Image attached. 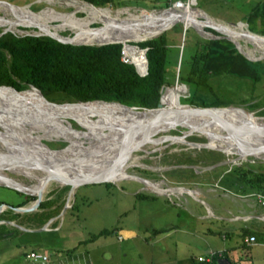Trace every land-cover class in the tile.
Wrapping results in <instances>:
<instances>
[{
    "label": "rangeland",
    "instance_id": "obj_1",
    "mask_svg": "<svg viewBox=\"0 0 264 264\" xmlns=\"http://www.w3.org/2000/svg\"><path fill=\"white\" fill-rule=\"evenodd\" d=\"M154 1L156 0H153V2ZM169 1L170 4L175 1L182 2L185 6L188 4L191 10L192 8H197L202 14L204 13L208 18L213 19L214 22H221L225 25L226 29L231 30L229 33L234 39L239 41L238 46L246 56L251 59H260L263 57V53L254 46L255 43L245 40L247 37L244 36V29L243 27H239L241 24H244V27L247 28L246 22L242 19H244L250 7L258 0ZM81 2L89 4L87 0H0V22L7 24L10 20L6 18H11L15 11H23V9H27V11L33 10V13L37 14V18H48L49 23L57 24L62 22L57 24L60 28L59 32L66 35V37L72 35L71 37L73 39L78 40L82 37L73 34V32L78 34L76 27H73V25L63 19H55L54 17L59 14H67L68 16H63V18L69 22H73V19H75L83 27L88 23L90 27L96 26L92 28L104 29L98 27L100 21L96 20L97 17L86 21L81 19L80 16L85 14L79 6ZM96 6L109 8L111 14H116L119 18L141 15L143 9L146 10V12H159L158 8L164 7L152 4L148 5L150 8H145L136 4H106ZM185 11L186 10L179 12L184 13ZM22 17V15L15 16L12 18V21L14 23H19V20L22 19L26 24H17L11 27L0 25V30L1 28H8L6 30L15 34L34 33V26L36 24L33 23L31 19H23ZM49 18H52V20ZM114 18L116 19V17ZM133 19L134 18H132V20ZM29 21H32L31 25H28V23H30ZM175 22L182 26L181 20L177 19ZM115 23L117 24V22ZM171 23V21L164 23L163 26L167 27L164 30L170 34L171 39H176L174 40L173 46L178 47V50L176 64L173 62L175 66L173 79L168 75V79H172V83L164 84L163 86L173 87L175 83H177V101V98L179 99L180 96L187 94V86L184 83L180 85L182 82L178 81L176 72L178 70V61L181 57V53L185 56L189 46H185L184 50L182 49L189 41L183 29L179 31L171 30ZM198 26L201 25L193 23L186 27L195 30L197 34L202 37H225L230 39L226 35H220L223 33L217 30L219 34L213 33L205 28L209 27L207 25L203 28ZM110 28H112V26ZM191 29H189L188 34L191 38H194L195 34ZM140 30L142 29L127 32L126 34L130 36ZM232 32H235L237 35L235 36ZM260 35L264 36L263 34ZM140 40H144V38L136 40L128 39L126 41L135 44L134 42ZM91 42L95 43L96 41ZM73 43L76 42L74 41ZM135 46L140 47L137 44H135ZM168 57L167 66L171 68V59L173 57L172 50H170ZM217 79L221 80V87L224 90L228 89V82L226 79L224 81L220 78ZM163 90L164 88H162L160 92H163ZM259 92L260 88L257 89V93ZM246 95L247 91L245 85H241L230 98L225 94H220L222 98L229 99L231 103H239L238 98L245 97ZM237 96L239 97L237 98ZM44 103L52 108H68L69 111L92 124L96 122L95 117L99 118L102 115V111H105L107 107L113 106V104H86L81 108H74L63 102H58L62 104ZM177 103L179 102L177 101ZM16 104L18 107L22 106V102L20 101H16ZM23 106H26L28 109L30 107V105ZM249 112L251 113L249 115L257 117H261L264 114H260L253 109L249 110ZM35 114L37 113L35 112ZM57 116L72 126L70 119L73 118L64 116V114H59ZM254 124L264 126L262 122H255ZM27 128H30V126H27ZM31 128L32 133L41 132V130L35 126ZM75 128L85 129L81 126ZM183 129H179L178 133ZM43 132L47 134V136L54 135L47 128H45ZM167 132L178 134L170 132V130ZM61 135L62 134H60V136ZM72 135V133L71 135L63 134V136L67 137ZM197 135L198 136H194L193 139L186 138L193 141H204L201 137L203 136L202 134ZM262 137L264 138V135L261 136V138ZM86 140L87 138L84 137L82 143H85ZM153 146L154 145L145 146L148 151H134V155H139V158L134 161L136 164L128 165L125 169H121L110 176L109 178L113 180V182H111L112 185L104 184L103 182L83 183L74 187V194L71 192L69 199L66 200L69 187L63 188L60 183H52L49 181L50 183L48 182L43 192H41L40 201L47 198H51V201L47 202V204L44 203L38 208V205H36V207L29 211H17L11 207L25 200L26 195L23 191L16 190L8 185L0 184V201L7 205H4L5 207L3 206V210L5 211H1L3 215L0 218V223L12 229L10 234L0 238V264H34V259L26 256L30 248H35V251L44 252L48 258L47 264H190L189 256L204 250V237L209 238L208 236H210L214 241L217 240L214 232H205L206 226H211L212 229H215L213 227H215V223L219 221L217 217L208 214L206 204H211L213 200H219L228 205L232 203V201L222 198V188L219 187V185H214L217 179L216 174L220 172L213 173L211 176H205L204 173L197 174L196 178H189L187 177V172L180 173L181 170L177 169L178 167L185 166V162H183L184 155L181 151L186 150L190 152L191 156L195 157L196 151L192 148L198 149L201 147H190L179 142L162 141L156 144L155 149L149 150ZM3 151H5L3 144L0 143V152ZM102 153L108 154L111 153V151L108 150ZM222 153L225 157L221 160V163L227 166L232 163H241L243 161L251 166H255V164L264 165V153L259 155H246L243 158H238L234 153ZM71 155L74 157L79 156L76 148L72 149ZM10 162L13 163L14 161L10 160ZM192 165L196 170H205L208 168L200 163H194ZM9 166L8 164L7 168L2 167V171L7 173L9 177L18 179L24 184L34 182L35 179L28 176L29 174L27 171L18 170L19 172H14ZM23 167L25 168V166ZM31 170L32 169L29 171ZM33 171L35 174H41V171L37 169ZM138 176H142L144 179L141 180ZM142 184L146 189L141 188ZM63 185L68 186V184ZM178 186L183 188H174ZM214 186L215 188L211 191L210 188ZM139 190L147 192L146 195L148 196L143 195L142 197L137 195ZM152 191L155 194L150 193ZM32 200L33 198H30L22 205L27 206ZM65 202L66 206L63 208L62 205ZM71 204L72 207H70ZM53 205H56L55 208H52ZM49 209L51 212L47 214H51L54 211L57 212L48 217L42 215V218L36 219L40 211L46 214L44 210L49 212ZM11 212H15L16 214L13 215ZM218 212L220 213L219 210ZM40 221H43L41 224L44 227L42 229H36L35 226H41L40 223H37ZM12 222L18 223L25 228H19ZM103 227L111 229L112 231L107 234L93 236L92 239L89 238L91 234L95 235L96 232ZM155 228H158V231H155ZM257 236L261 243L258 244L259 241L256 240L252 246H250L249 252L251 256L247 258V264H264V235L258 233ZM79 239L83 240L77 242ZM71 247H74L72 254L76 253L80 255V262L76 259H64L60 250ZM165 250L169 251L165 252ZM205 253L210 255L211 251L206 250ZM35 261H37L36 264H39L38 260L35 259Z\"/></svg>",
    "mask_w": 264,
    "mask_h": 264
},
{
    "label": "trees",
    "instance_id": "obj_2",
    "mask_svg": "<svg viewBox=\"0 0 264 264\" xmlns=\"http://www.w3.org/2000/svg\"><path fill=\"white\" fill-rule=\"evenodd\" d=\"M87 1L94 6L106 4H136L145 8H150L148 7L150 4L164 7L170 5L169 0H156L157 2H153V0ZM81 3L89 11L109 12V16L101 15L96 19L100 21L98 27L106 30L92 28L88 23L83 27L75 19H73V22H69L63 18V16H68L67 14L55 16V19H63L73 25V27H76L78 34L76 32H73V34L81 36V39L75 40L72 37H64L75 42L107 41L112 39L127 40L132 38H134L133 40L141 39L151 36L156 33L158 29H151L139 36L143 31L159 26L157 24L159 20L165 21L167 17L170 16L169 13L165 12H141V15L119 18L116 14L112 15L111 10L107 7L97 9L86 2ZM79 6L85 13L84 7L81 4H79ZM192 10L201 12L198 9ZM20 15L23 16V19H31L38 23L40 27L35 25L34 33L15 34L9 30L0 32V94H2V96L18 93L14 91L20 90L25 91L24 93L26 94L32 95L31 93H27L26 90L32 91L29 87L34 86L45 99L56 102H70L67 103V105L70 106H79L82 103L78 102L81 101L100 99L105 101H116L137 107H154L159 100L160 88L164 84L172 83L178 47L173 46L174 40L176 39H171L170 34L165 30L159 32L155 36L134 42L140 47H145V57L147 61L146 72L144 74H139L131 62L120 59L121 42L114 41L89 44L73 43L57 39L47 33L56 35L61 34L57 24L62 22L57 24L49 23L48 18H37V14L33 13V10L27 11V9H23V11H15L11 18H6L10 20H7V24L0 22V25L11 27L17 24H26L24 20L21 23H14L12 21L13 17ZM192 15L194 18L191 20V24L198 23L201 25L198 27L203 28L205 25L214 22L212 20L204 21L203 19V21L199 22V18H197L194 13H192ZM80 17L86 21L85 19L88 18V15L84 14ZM114 17H116V19ZM132 18L134 19L132 20ZM49 19L52 20V18ZM242 20L246 22L249 30L264 35V0L256 1ZM32 21H29L30 23H28V25H31ZM146 21L148 23H144ZM214 23H219L226 29L225 25L221 22ZM111 26L114 27L110 28ZM171 27V30L174 31L182 29V26L176 22H174ZM213 27L220 32L222 31L229 37V34L220 26L213 25ZM239 27H243L244 29V36L247 37L245 40L251 43L257 42V49L264 55V49H261L264 47V39L246 31L247 28L244 27L243 24ZM205 28L215 34H219L211 27ZM139 29L142 30L135 32L133 35L129 36L126 34L127 32ZM189 29L191 28L186 27L183 31L189 42L185 44L182 49L184 50L185 46H189L188 51L185 53V56L181 53V57L178 61V70L176 72L178 81L187 86V94L180 96L179 102L200 106L237 104V106L245 110L249 111L253 109L263 114L264 56L260 59H249L236 49L231 40L225 37H202L193 29L191 30L194 32L195 36L191 38L188 34ZM226 30L231 32L230 29ZM232 33L235 36L237 35L235 32ZM235 41L238 46L239 41L236 39ZM128 49L133 51L132 58L137 63L138 67H142L144 62L142 50L132 46ZM170 50L173 51V57L171 59V68H168L167 62L169 60L168 55ZM168 75L171 76L172 79H168ZM217 78L222 79V81L226 79L228 82V89L224 90L221 87V80ZM241 85H245L247 95L245 97L237 96V98L239 97V103H231L229 99L220 96V94H225L230 98ZM258 88H260L259 93H257ZM88 104L106 105V103L101 102H91ZM109 104L112 105L111 103ZM243 112L246 113L244 110ZM77 122L81 124V122ZM70 123L74 127L79 126L73 119H70ZM179 129H183V127L177 126L176 128L170 129V132L178 133ZM194 136L198 135L196 133H191L186 137L193 139ZM201 137L204 139V136ZM42 140L52 148L61 147L66 143L64 139ZM192 149L196 151L195 157L191 156L190 152L186 150L181 151L184 155L183 162H185V166L177 168L181 170L180 173L187 172V177L196 178L197 174L204 173L205 176H211L213 173L220 172L216 174L217 179L214 185L230 189L238 194L254 196L257 192L264 194V165L255 164V166H251L243 161L241 163H232L227 166L221 163L225 155L220 150L206 147ZM194 163H200L208 168L205 170H196L192 165ZM103 183L112 185L110 181H103ZM62 187L68 188L69 185H62ZM146 193L147 192L139 190L137 195L142 197L143 195L148 196ZM25 195V200L17 205H22L28 199L34 198L32 194L25 193ZM50 199L51 198L41 200L37 208L44 203L47 204V202H50ZM55 206L56 205H53L52 208H55ZM70 207H72V204ZM1 211L0 218L3 215ZM4 211L5 210L2 212ZM44 211L46 214L51 212L50 209L49 212L47 210ZM56 212L54 211L46 215L40 211L36 219L42 218V215L48 217ZM11 214L15 215L16 213L11 212ZM43 221L37 223L41 224ZM37 227H39V225L35 226V228ZM154 230L158 231V228ZM110 231L112 230L103 227L100 228L95 235L91 234L89 238L92 239L93 236L107 234ZM11 232L12 229L0 223V238L6 237ZM82 240L79 239L77 242ZM34 249L35 248H30V250ZM73 251L74 247L60 250L64 257L76 259L80 262V255L76 253L72 254ZM38 261L39 264L42 262L40 260ZM36 262L37 261L34 260V264H36ZM195 262V260H192L190 264H216L213 260H210L208 263Z\"/></svg>",
    "mask_w": 264,
    "mask_h": 264
},
{
    "label": "water",
    "instance_id": "obj_3",
    "mask_svg": "<svg viewBox=\"0 0 264 264\" xmlns=\"http://www.w3.org/2000/svg\"><path fill=\"white\" fill-rule=\"evenodd\" d=\"M5 2L9 3L7 1ZM89 4L91 3L89 2ZM91 5L94 6L93 4ZM176 5H178V3L172 2L166 7H160L158 8L159 13L165 12L167 10H169L170 13L172 9H176ZM176 12H174L176 16H182V12ZM174 22L175 20H173L170 25H172ZM207 26L214 28L209 24H207ZM166 28L167 27H163L160 31ZM185 28L186 26L182 24V29L184 30ZM5 30L6 29L1 28L0 32ZM160 31L151 36L144 37V39L155 36ZM47 34L63 41L74 42L71 39L64 38L66 37V35L64 34ZM220 35L224 36L226 34L223 33ZM71 36L72 35H70L69 37ZM229 40L234 43V46L239 52H241L245 57L251 59L237 47L235 41H233L232 39ZM114 41L121 42L122 45H135L128 41H123L120 39L96 41L95 43ZM142 49L145 50V47H142ZM146 62L147 61L145 57V66ZM182 84L183 83H180V85ZM166 87V85L162 86L161 89H165ZM29 89L35 90L40 95V97L48 103L62 104L45 99L39 92V90L34 86L29 87ZM161 94L162 92H160L159 100L154 107H137L134 105H126L116 101H105L100 99L89 100L120 105L122 107H125L128 111L107 116L102 120L103 122H96L94 128L90 126H84L85 129H78L70 126V124L68 123L73 131V135L68 137L63 135L47 136L41 129V125L45 124L47 122V119L38 114H35L31 107H29V109H27L26 106L10 108L0 105V143L3 144L5 150L3 152H0V158H2L0 160V163L4 165L5 162H9V160H11L16 161L17 163L21 162L22 164H26L30 167H34L32 168V170L37 169L39 171H46L47 175L46 178H44L43 182H46L54 175L62 176L66 179V184L69 185V193L70 191L74 192V187L83 183H96L103 181L113 182L112 179L106 176L108 172H112L113 169L119 168L120 165H122L127 160V158L131 154H133L134 151H148L146 150L145 146L154 144V146L149 149L153 150L156 148V144L162 141L179 142L190 147L212 148L225 153H234L238 158H243L240 155L243 149L247 150V155H253V152L264 150V142H254L253 138H251L252 135H263L264 126L254 124L248 118H224L219 116L215 111L216 109L232 107L242 109L247 114H251L248 110H245L237 105L228 104L220 106H200L190 105L188 103H180L186 105L187 107L178 109V116H181V114H185L183 118L187 119V117L191 114H197V117H199V119L194 122H185L183 124L177 122L176 126L173 124V121H170L167 117H164L162 120H150L151 117H154L158 114L157 112L159 111V108L162 107L160 98ZM89 101H81L78 103H86ZM63 103L67 104L70 102ZM200 115H206L207 117ZM240 115H245V113H241ZM97 119L98 118L95 117V121ZM27 126H30V128H27ZM32 126L37 127L41 130V132L32 133ZM177 126H183L184 129L181 130L178 134L167 132L168 130L176 128ZM191 133L202 134L204 136V141H193L187 139L186 136ZM84 137H86L87 140L85 143H82ZM42 139H64L66 140V143L61 147L52 148L47 145ZM33 143L35 144V146L31 145ZM74 148H76L79 153V156L77 157L71 155V151ZM43 149H46L49 152L44 153ZM108 150H110L111 153H102ZM33 174L28 176L33 177ZM74 174H77L79 178ZM138 178H140L141 180L144 179V177L142 176H138ZM16 182L22 184L18 180ZM0 184L8 185L15 188L16 190H21L24 193L34 195L31 204L27 206H11L14 210L29 211L32 208L36 207V205H38V203L40 202V188H38L36 192H33L26 191L25 189L12 183H3L0 181ZM141 188H145L143 184L141 185ZM67 199L68 198L66 197V200ZM4 205L7 206L4 202H0V211L4 209ZM65 206L66 202L62 205V207L64 208ZM12 223L19 228H25L18 223ZM43 227L44 226L41 225L36 229H42Z\"/></svg>",
    "mask_w": 264,
    "mask_h": 264
},
{
    "label": "bare ground",
    "instance_id": "obj_4",
    "mask_svg": "<svg viewBox=\"0 0 264 264\" xmlns=\"http://www.w3.org/2000/svg\"><path fill=\"white\" fill-rule=\"evenodd\" d=\"M190 1L191 0H189V2ZM176 3L179 4V2H176ZM81 5L85 9V14L88 15V18L85 19V20H88V19H91V18H95V17L98 18L101 15H107V16H109V12H104V11L94 12V11H89V10H87L85 8V6L82 3H81ZM89 5H91V4H89ZM92 7L97 8V9L98 8H103V7H98V6H92ZM192 9H197V8H192ZM184 10H186V11L181 14L182 16H178V15L176 16V14L174 13L176 11H184ZM192 11L193 10H191V7L188 4H186V6H185L181 2L179 5H176V9H172V11L170 12L171 14L169 13V10L165 11V13H169L170 16L167 17V19L165 21H162V20L160 21L159 20V23H157L159 26H156L154 28H149V29L143 31L139 36H141L142 34L146 33L147 31H149L151 29H158V31H160L163 27H165V26H163L164 23L169 22V21L173 22V20H177V19L178 20H181L182 21V24L184 26H188L189 24H191V22H192L191 20L194 18V16L192 15V13H194L195 16L200 19V20L198 19L199 22H201L203 20L204 21H210V20L213 21V19L208 18L204 13L202 14L201 12H195V11L192 12ZM142 12H146V10H143ZM21 22H22V19L19 20V23H21ZM34 23L40 27L39 24H37L36 22H34ZM144 23H148V22L146 21ZM209 25H211V26H213V25L220 26L221 28H223L229 34V38L235 41L234 37L221 24L212 22ZM112 27H114V26H112ZM103 30H106V29H103ZM246 31H248L249 33H253V34L257 35L258 37L264 39V37H262L260 34H258L256 32H251V31H249L247 29H246ZM132 39H134V38H132ZM123 41H126V40H123ZM235 43H236V41H235ZM254 46L255 47H258L257 42L255 43ZM132 47H135V46L132 45ZM135 48H137V47H135ZM261 49H264V47H262ZM176 90H177V83H175V85L173 87L172 86H167L163 90V92L161 94V97H160L161 98V106L162 107L159 108V111L157 112L158 114L156 116H154V117H151L150 120H155V119L162 120L164 117H167L170 121H173V124L176 126L177 125V122L183 124L185 122H194V121H196V120L199 119V117H197V114H191L190 116L187 117V119H184L183 118V116L185 114H181V116H178L177 115V110L178 109H180V108H186L187 106L184 105V104H179L180 103L179 102L180 100L178 98H177V101L179 103H177V101H176ZM32 91H34L36 94L34 92H32ZM32 91H27L26 90L27 93H31L32 95L26 94V93H24L25 91H22L23 93L22 92L11 93V94H7L6 97H0V105L6 106V107H10V108L18 107L17 104H16V101L22 102V106L23 105H28V106L30 105V107H32L34 113L36 112L38 115H40L43 118H46L47 119L46 120L47 122L45 124H42L41 125V129L45 130V128H47V129H49L51 131V133H53L54 135H57V136L58 135L60 136V134H62V135L63 134L64 135H71V133L73 134V131H72L71 127L68 125V123L66 121H64L63 119H61L60 117L57 116L59 114L60 115H63L64 114V116L73 118V120L77 124H78L77 121L81 122V124H78L81 127H84V126H88L89 127L90 126V127L94 128L96 122L99 123L105 117L110 116V115L115 114V113H120V112H126V111H128L125 107H122L120 105L113 104V106L107 107L105 111H102V113H101L102 115L96 120L95 123L92 124V123H89V122L85 121L83 118H81L80 116L76 115L75 113L69 111L68 108L66 109L65 107H62V108L58 109V108H52V107L47 106L44 103L46 101H44L35 90H32ZM19 93H21V94L19 95ZM0 96H2V95H0ZM91 102H101V101H90V102H87V103H82L79 106H73V107L74 108H81L83 105H86V104L91 103ZM46 103H48V102H46ZM101 103L109 104L107 102H101ZM35 108H36V111H35ZM215 111H216V113L219 116L224 117V118H233V119L248 118L252 123H255V122H262V123H264V118H262V117H264V115H262L261 117H257V116H254V115H249L247 113H245V115H240L241 113H244V112L241 111V110H239V109H232V108H229V107L228 108H222V109H216ZM0 116H1V112H0ZM200 116L207 117L206 115H200ZM252 118H256V119H252ZM184 120H186V121H184ZM263 130H264V128H263ZM263 135H258V136L252 135L251 138H253L254 142H257V141L258 142H264V138L263 137L261 138V136H263ZM31 145L32 146H35L34 143L31 144ZM152 145H154V144H152ZM43 152L45 153V152H49V151L46 150V149H43ZM246 152H247V150H244L243 149V151L240 154L241 157H245L247 155ZM261 153H264V150L256 151V152H253L252 154L253 155H259ZM138 158H139V155L131 154L127 158V160L122 165H120L119 168L113 169L112 172H108L106 174V176L109 178L115 172L117 173L119 170L125 169L128 165L136 164L134 161L136 159H138ZM1 159L2 158H0V160ZM5 164L4 165L3 164H0V181L3 182V183H12V184H15V185H17V186L25 189L26 191L36 192L38 190V188H40V191L43 192L44 187L48 184L49 181L52 182V183H60V185H63V184H66L67 183V181H65L66 179L64 177L58 176V175H54L52 178H49L46 182H43L44 178H46V175H47V172L46 171H43L42 170L41 171V174H35L33 170L29 171L30 169H32L34 167H30V166H28L26 164H22L21 162L20 163H17L16 161H14L13 163H11L10 160H9V162H5ZM8 164L10 165L9 168L12 171H14V172H19V171H24L25 170V171H27V173L29 175H32L34 173L33 174V178L35 179L34 182L27 183V184H24L23 182H21L24 185L19 184L18 182H16L18 179L9 177L7 175V173H4L2 171V167H4V166L7 167ZM18 164H21V165H18ZM23 166H25L26 169ZM74 175L76 177H78L77 174H74ZM174 188H183V187L178 186V187H174ZM70 193H71V191L69 193H67V198L68 199H69ZM31 203H32V201L30 202V204Z\"/></svg>",
    "mask_w": 264,
    "mask_h": 264
},
{
    "label": "crops",
    "instance_id": "obj_5",
    "mask_svg": "<svg viewBox=\"0 0 264 264\" xmlns=\"http://www.w3.org/2000/svg\"><path fill=\"white\" fill-rule=\"evenodd\" d=\"M214 188L215 186L210 188V190L212 191ZM221 188L223 191L221 192V197L232 201V203L227 205L225 202L213 200L211 204H206L208 214L217 217L219 221L215 223V227H213L215 229H212L211 226H206L205 232H214L217 240L214 241L210 236H208L209 238L204 237V250L195 255L191 254L189 262L195 260V263H197L195 256L206 255L205 251L209 250L216 252L211 258L216 264H236L238 262L247 264V258L251 256L249 252L250 246H252L254 241L260 240L257 234L264 235V206L256 202L255 196L238 194L230 189ZM249 234L254 235L253 241L246 239ZM260 243L261 241L258 244ZM168 251L165 250V252ZM68 258L64 257L65 260ZM47 263L48 258L40 262V264Z\"/></svg>",
    "mask_w": 264,
    "mask_h": 264
},
{
    "label": "built area",
    "instance_id": "obj_6",
    "mask_svg": "<svg viewBox=\"0 0 264 264\" xmlns=\"http://www.w3.org/2000/svg\"><path fill=\"white\" fill-rule=\"evenodd\" d=\"M176 2H179V1H175ZM180 4V2H179ZM178 4V5H179ZM130 46L132 45H122L121 48H120V59L123 60V61H126V62H131L134 64L135 66V70L139 73V74H144L146 71H145V63L143 62V66L142 67H138L137 63L134 61V59L132 58V52L133 51H130L128 48H130ZM135 46V45H133ZM137 47V46H135ZM138 49L142 50V53L143 51L145 52V50H143L142 48L140 47H137ZM255 199H256V202L261 205V206H264V194H261L259 192H257L255 194ZM247 240L249 241H253L254 240V235L253 234H249L247 237H246ZM214 253L216 254V252H213L211 251L210 255L206 254V255H203V254H200V255H197L195 256V259L198 261V262H210L212 256L214 255ZM26 256L27 257H30L32 259H36V260H40V261H45L47 256L45 253H42V252H39V251H35V250H29L27 253H26ZM236 264H243V263H236Z\"/></svg>",
    "mask_w": 264,
    "mask_h": 264
}]
</instances>
